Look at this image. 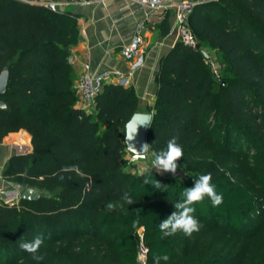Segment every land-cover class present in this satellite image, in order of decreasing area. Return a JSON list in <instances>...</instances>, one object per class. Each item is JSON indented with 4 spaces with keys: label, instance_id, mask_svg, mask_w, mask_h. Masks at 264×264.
<instances>
[{
    "label": "trees",
    "instance_id": "trees-1",
    "mask_svg": "<svg viewBox=\"0 0 264 264\" xmlns=\"http://www.w3.org/2000/svg\"><path fill=\"white\" fill-rule=\"evenodd\" d=\"M190 1L191 32L221 57L228 76L214 80L199 51L180 40L159 60L146 143L151 155L177 139L184 151L177 163L190 173L179 179L124 169V126L138 112L132 85L104 84L91 112L75 108L68 58L79 41L77 16L33 0H0V72L8 70L0 142L25 130L31 145L9 158L2 177L40 195L0 203V264H136L139 230L146 264L165 254L169 260L160 264H231L214 257L216 245L205 250L181 232L163 237L159 224L184 188L209 173L223 202L194 204L200 224L241 236L256 224L250 212L264 205V194L247 188L226 163L245 174L239 158L264 148V0ZM159 31L169 33L167 15ZM147 176L162 189L144 185ZM125 193L135 203L106 208ZM37 235L44 237L40 261L19 247ZM253 262L264 264V246Z\"/></svg>",
    "mask_w": 264,
    "mask_h": 264
},
{
    "label": "crops",
    "instance_id": "crops-1",
    "mask_svg": "<svg viewBox=\"0 0 264 264\" xmlns=\"http://www.w3.org/2000/svg\"><path fill=\"white\" fill-rule=\"evenodd\" d=\"M61 11H70L77 16L79 41L70 48L68 58L73 68V84L85 64L93 73L114 70L126 73L133 70L130 85L137 95L138 112L147 113V107H151L155 100L157 87L154 78L159 60L177 41L173 11L147 15L141 60L130 62L123 61L118 51L131 39L135 24L145 17L143 9L133 0H101L72 5ZM166 15L169 33L161 36L159 26ZM23 146L31 151L30 136L25 130L8 133L0 142V203H16L19 200L10 201L23 188L6 181L2 175L9 158L23 154Z\"/></svg>",
    "mask_w": 264,
    "mask_h": 264
},
{
    "label": "built area",
    "instance_id": "built-area-1",
    "mask_svg": "<svg viewBox=\"0 0 264 264\" xmlns=\"http://www.w3.org/2000/svg\"><path fill=\"white\" fill-rule=\"evenodd\" d=\"M31 1V0H20ZM35 3L46 7L51 12H59L72 5H84L90 3H97L101 0H39ZM139 5L145 12V17L138 21L132 32L129 42L123 44L118 53L123 61L130 62L133 60H141L143 54V48L145 45V21L147 15L155 12L164 13L167 11H173L174 13V25L173 28L176 32L177 40L182 41L184 44L189 45L199 51L201 59L206 65L213 77H218L215 70L216 60L214 59L213 50H208L205 46L199 44L188 25V16L195 5V2L190 0H133ZM133 70L123 73L121 71H103L93 73L89 69V65H82V69L74 81V89L76 95L75 108L82 110L85 113L92 111L95 104L96 97L100 94L104 84H116L123 87H127L131 84V77ZM134 158H143L131 156ZM145 157V156H144ZM159 174L156 169L151 170ZM169 176L177 178V174L173 176L168 173ZM160 175V174H159ZM161 176V175H160ZM180 179V178H179ZM138 243H137V256L136 264H146L145 261H140L141 255L147 258V248L142 241L141 232L137 231Z\"/></svg>",
    "mask_w": 264,
    "mask_h": 264
},
{
    "label": "clouds",
    "instance_id": "clouds-1",
    "mask_svg": "<svg viewBox=\"0 0 264 264\" xmlns=\"http://www.w3.org/2000/svg\"><path fill=\"white\" fill-rule=\"evenodd\" d=\"M150 117L142 113H134L127 121L124 127L125 141L127 142L130 151L135 153L139 157L147 156L150 153L151 144L144 143L139 150L134 146V141L138 135L139 128L141 126H149ZM152 170L156 169L160 173H171L175 176L179 167L178 161L184 157L183 147L177 143V139L173 137L167 143L166 149L159 152L152 151ZM147 169L141 168V175H144ZM211 174H201L194 180L192 187L184 188L181 193V200L174 203V209L170 215L163 219L159 224V229L163 237L174 236L178 232H182L185 236L191 237L193 233L198 232L201 228L199 221L194 217L195 211L193 205L202 202L205 198H208L212 205L219 206L223 202L222 194L217 193L215 186L211 183ZM145 184H151L154 189L161 190L162 185L160 181L153 180L150 176L144 178ZM135 203L133 198L125 193L120 201L109 202L106 205L108 210H114L115 208L123 207L126 205H132ZM44 243L43 235H37L30 242H21L19 247L29 253L33 260L40 261L43 259L39 254L41 246ZM140 261H145L146 257L141 255ZM155 264H160L161 260H169L168 255L154 257Z\"/></svg>",
    "mask_w": 264,
    "mask_h": 264
},
{
    "label": "rangeland",
    "instance_id": "rangeland-1",
    "mask_svg": "<svg viewBox=\"0 0 264 264\" xmlns=\"http://www.w3.org/2000/svg\"><path fill=\"white\" fill-rule=\"evenodd\" d=\"M210 50L209 48H207ZM216 60L215 70L218 77H213L214 80H219L228 76L225 65L222 59L216 52L213 55ZM211 72V71H210ZM257 152L255 150L250 154H243L239 161L243 164V168L247 171L245 174H240L241 168H238L235 163L228 161L226 167L230 171H235L239 175V180L250 190H259L264 194V148L263 145H257ZM30 148L23 146V154L28 153ZM124 169L133 174L141 173V168L151 170L152 157L150 154L143 158H134L129 154H125ZM217 163V162H216ZM216 163H212L216 166ZM223 170H225L223 168ZM228 170V172H229ZM146 171L145 173L149 172ZM163 177H172L168 173H160ZM177 178L185 179L190 173L183 166L179 165L177 169ZM228 174L227 172L225 173ZM15 198L10 201L18 200L22 191ZM250 216L256 221L255 226L246 235L228 234L223 232L222 228H215L206 223L200 224L201 228L198 232L192 234L191 237L185 236L186 239H191L194 245H197L205 250H208L213 245H216L214 257L223 262H230L231 264H253V259L259 254L260 248L264 246V205L255 207L250 212ZM200 223V222H199ZM141 232V230H139Z\"/></svg>",
    "mask_w": 264,
    "mask_h": 264
},
{
    "label": "water",
    "instance_id": "water-1",
    "mask_svg": "<svg viewBox=\"0 0 264 264\" xmlns=\"http://www.w3.org/2000/svg\"><path fill=\"white\" fill-rule=\"evenodd\" d=\"M7 84H8V70L6 68H4L1 72H0V96L3 95L6 91L7 88ZM6 109V105L5 103L0 99V110H4ZM136 113H142V114H146L150 117V124H151V120H152V114L151 113H146V112H136ZM127 123V122H126ZM149 126H141L139 128L138 131V135L135 138L134 146L136 147L137 150H139L141 148V146L146 143V137H147V133H148V129L150 127ZM125 127V126H124ZM125 136H124V145H125V149H126V153L129 154L130 156H137L135 153H133L132 151H130L129 146L127 144V142L125 141ZM19 189L20 187L17 186ZM40 198V195L37 193V191L33 188H26L22 191L19 199L21 200H26V201H37Z\"/></svg>",
    "mask_w": 264,
    "mask_h": 264
}]
</instances>
